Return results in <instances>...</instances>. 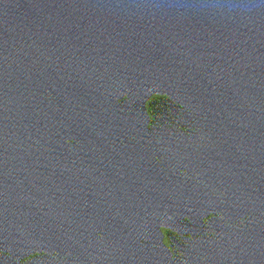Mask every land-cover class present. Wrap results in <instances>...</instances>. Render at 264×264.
Returning a JSON list of instances; mask_svg holds the SVG:
<instances>
[{"label": "water", "instance_id": "obj_1", "mask_svg": "<svg viewBox=\"0 0 264 264\" xmlns=\"http://www.w3.org/2000/svg\"><path fill=\"white\" fill-rule=\"evenodd\" d=\"M0 264H264V0H0Z\"/></svg>", "mask_w": 264, "mask_h": 264}]
</instances>
